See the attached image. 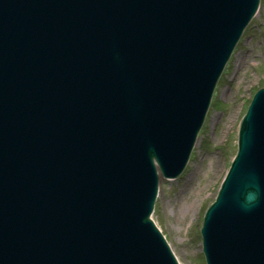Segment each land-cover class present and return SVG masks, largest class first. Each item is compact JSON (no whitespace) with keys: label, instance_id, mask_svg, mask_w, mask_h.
<instances>
[{"label":"water","instance_id":"1","mask_svg":"<svg viewBox=\"0 0 264 264\" xmlns=\"http://www.w3.org/2000/svg\"><path fill=\"white\" fill-rule=\"evenodd\" d=\"M259 2L0 0V264H178L158 170L186 167ZM203 235L208 264H264V89Z\"/></svg>","mask_w":264,"mask_h":264},{"label":"rangeland","instance_id":"2","mask_svg":"<svg viewBox=\"0 0 264 264\" xmlns=\"http://www.w3.org/2000/svg\"><path fill=\"white\" fill-rule=\"evenodd\" d=\"M264 86V0L215 91L206 123L184 173L161 180L154 220L181 264H206L200 228L233 155L242 112ZM216 102V105L214 104Z\"/></svg>","mask_w":264,"mask_h":264},{"label":"clouds","instance_id":"3","mask_svg":"<svg viewBox=\"0 0 264 264\" xmlns=\"http://www.w3.org/2000/svg\"><path fill=\"white\" fill-rule=\"evenodd\" d=\"M259 198H260V197H259V193H258V194H257V200H259Z\"/></svg>","mask_w":264,"mask_h":264}]
</instances>
